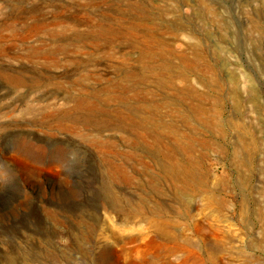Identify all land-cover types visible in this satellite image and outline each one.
Returning a JSON list of instances; mask_svg holds the SVG:
<instances>
[{"label": "rangeland", "instance_id": "rangeland-1", "mask_svg": "<svg viewBox=\"0 0 264 264\" xmlns=\"http://www.w3.org/2000/svg\"><path fill=\"white\" fill-rule=\"evenodd\" d=\"M0 264H264V0H0Z\"/></svg>", "mask_w": 264, "mask_h": 264}, {"label": "bare ground", "instance_id": "bare-ground-1", "mask_svg": "<svg viewBox=\"0 0 264 264\" xmlns=\"http://www.w3.org/2000/svg\"><path fill=\"white\" fill-rule=\"evenodd\" d=\"M32 157L35 159H39L40 157H43V156L39 153H34V154H32ZM38 161H41V160H38ZM47 164H48V161H47Z\"/></svg>", "mask_w": 264, "mask_h": 264}]
</instances>
